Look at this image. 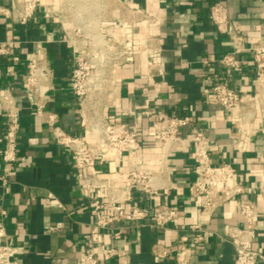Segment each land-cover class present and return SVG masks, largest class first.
<instances>
[{
	"label": "crops",
	"instance_id": "1",
	"mask_svg": "<svg viewBox=\"0 0 264 264\" xmlns=\"http://www.w3.org/2000/svg\"><path fill=\"white\" fill-rule=\"evenodd\" d=\"M56 7L54 0H46ZM143 9L152 19L138 20V37L152 35L162 47L161 67L147 76L145 55L135 63L119 67L116 85L110 88L109 118L127 127L137 138L141 150L127 152L117 168L104 161L97 168L99 177L114 188L124 190L126 182L117 175L126 170V161L142 159L145 167L158 169L160 143L149 121L152 108H162L171 115L190 116L192 121L182 128V136L202 133L216 143L210 152L211 164L230 163L239 174L246 198L264 211L261 194L264 191V114L258 110L253 124L260 130L250 138L240 135L228 122L227 111L218 105L210 93L215 84H224L240 93L261 95L255 81V66L250 47L264 39V0H123ZM221 2L228 10L236 31L244 38L239 45L220 34L209 18L210 7ZM0 6L10 9L9 18L0 16V42H21L20 63L0 56V93L11 92L21 107V130L18 135V162L13 166L8 187L0 183V215L9 241L22 253L18 264H75L79 253L88 250L89 235L95 216L88 208L81 181L73 168L72 156L54 140L51 127L37 121L34 110L24 99L25 56L35 47L48 55L53 69V89L47 110L58 116L60 125L69 133L82 137L80 105L71 88L72 50L64 43L65 35L57 21L48 19L41 9L35 19L23 27L14 0H0ZM123 19L129 15L122 9ZM235 46L243 48L241 68L232 70L218 61ZM144 48L143 43L135 45ZM209 62L210 65H205ZM209 78V80H208ZM150 102L147 106L146 101ZM6 129V114L0 103V151ZM172 174L165 176L168 194L146 200L134 193L135 202L151 212L159 205L182 211L183 218L164 229L151 226L150 219L140 225L121 222V240L109 244L122 251L128 264H175L174 254L157 258L153 249L162 245L172 250L181 246L180 239L192 235L187 228L202 223L199 201L193 196L198 161L194 145L175 146L168 161ZM4 163L0 155V174ZM99 196L104 190L97 191ZM239 199L216 210L205 225V241L194 249L191 264H235V249L225 238L229 224L242 225L238 216ZM263 217L258 219L256 247L264 241ZM62 228L54 230L56 225ZM188 246L189 243L184 244ZM110 264H117L111 261ZM264 264V263H260Z\"/></svg>",
	"mask_w": 264,
	"mask_h": 264
},
{
	"label": "built area",
	"instance_id": "2",
	"mask_svg": "<svg viewBox=\"0 0 264 264\" xmlns=\"http://www.w3.org/2000/svg\"><path fill=\"white\" fill-rule=\"evenodd\" d=\"M56 7L46 0H14V8L19 14L20 25L28 26L39 10L43 9L48 19L57 21L64 35V43L72 50L73 68L71 88L80 105L82 137L67 132L59 123L58 116L47 110L50 92L53 89V69L48 55L41 47L25 56V94L37 121L49 125L54 140L67 151L73 160V168L81 181V188L87 198L88 208L95 216V223L89 235L88 250L79 253L75 264H128L126 255L114 249L109 242L119 241L123 237L121 222L140 225L150 219L151 226L164 229L183 218L182 211L159 205L148 212L135 202L134 193L146 200L168 194L165 176L172 170L168 166L169 158L175 146L189 148L194 145L198 161L197 177L193 184V196L199 201L202 223H193L187 228L192 235L180 239L181 246L172 250L155 245L153 253L157 258H166L174 254L175 264H191L194 249L205 241V225L213 213L232 200L239 199L238 216L242 225L229 224L224 236L235 249V264L264 263V241L256 247L258 237V219L264 211L246 198V190L239 179L236 168L230 163L219 166L211 164L210 152L216 143L208 140L202 133L182 136V128L192 121L190 116L171 115L162 108H152L149 121L160 143L158 169L152 170L144 165L142 159L126 161V170L117 175L126 182L124 190L99 177L98 164L111 161L118 168L124 162L127 152L141 150L135 135L125 126L112 121L107 112L111 105L110 88L116 85L117 69L133 64L141 54L145 55L147 76H153L161 67L162 47L152 35L138 37V20L150 19L145 11L123 0H54ZM122 9L129 15L123 19ZM0 16L9 18L10 9L0 6ZM209 18L217 31L228 36L239 45L244 38L237 33L227 8L219 1L210 7ZM143 43L142 50L137 43ZM21 42L8 40L0 42V56L9 57L14 63H20ZM255 66V81L261 90L260 96L240 93L224 84H215L210 93L215 102L228 114V122L236 129L240 139L250 138L260 132L253 124L257 111L264 114V39L250 47ZM243 48L235 46L218 62L232 70L241 68L240 55ZM205 65H210L206 62ZM209 80V78H208ZM92 96H87L88 93ZM0 103L6 114V129L2 140L0 155L4 169L0 174V183L8 187L11 182L13 166L18 162V135L21 130V107L11 92L0 93ZM147 106L150 102L146 101ZM264 132V130H262ZM264 166V163H263ZM104 190L101 197L97 193ZM264 202V191L261 194ZM5 211L0 215V264H18L17 256L22 251L9 241L8 230L3 221ZM62 228L56 225L54 230ZM188 244L185 246L184 244Z\"/></svg>",
	"mask_w": 264,
	"mask_h": 264
},
{
	"label": "rangeland",
	"instance_id": "3",
	"mask_svg": "<svg viewBox=\"0 0 264 264\" xmlns=\"http://www.w3.org/2000/svg\"><path fill=\"white\" fill-rule=\"evenodd\" d=\"M93 95H94V94H93ZM93 95L89 92L87 96H92V97H93Z\"/></svg>",
	"mask_w": 264,
	"mask_h": 264
}]
</instances>
